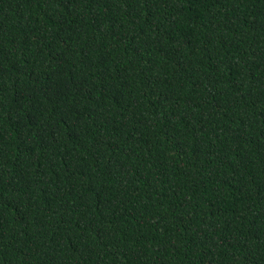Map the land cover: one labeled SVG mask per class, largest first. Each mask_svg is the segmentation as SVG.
Returning <instances> with one entry per match:
<instances>
[{
  "label": "trees",
  "instance_id": "16d2710c",
  "mask_svg": "<svg viewBox=\"0 0 264 264\" xmlns=\"http://www.w3.org/2000/svg\"><path fill=\"white\" fill-rule=\"evenodd\" d=\"M0 264H264V0H0Z\"/></svg>",
  "mask_w": 264,
  "mask_h": 264
}]
</instances>
